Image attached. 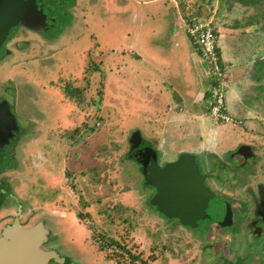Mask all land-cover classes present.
<instances>
[{
	"label": "rangeland",
	"instance_id": "374dc122",
	"mask_svg": "<svg viewBox=\"0 0 264 264\" xmlns=\"http://www.w3.org/2000/svg\"><path fill=\"white\" fill-rule=\"evenodd\" d=\"M125 1L60 0L59 22L42 33L19 29L0 57V95L15 121L0 181L4 197H16V205L0 206V223L8 209L22 211L21 226L42 221L51 239L45 248L66 264H135L128 252L149 264H264V234L254 238L247 228L249 193L264 177V30L252 34L256 54L251 85L240 98L244 112H226L218 134L207 119L182 121L165 112L152 80L163 65L175 81L185 73L181 54L193 45L177 12L184 22L211 21L219 8L237 27L242 15L264 18V0H174L177 8L169 0ZM67 86L80 89L79 99L65 94ZM135 132L160 165L201 142L226 163L240 144L253 147L258 159L236 183L235 173L217 168L227 181L214 186L221 196L215 195L214 217L188 227L147 203L154 189L128 156ZM222 197L234 211L228 224H221Z\"/></svg>",
	"mask_w": 264,
	"mask_h": 264
},
{
	"label": "water",
	"instance_id": "95a60500",
	"mask_svg": "<svg viewBox=\"0 0 264 264\" xmlns=\"http://www.w3.org/2000/svg\"><path fill=\"white\" fill-rule=\"evenodd\" d=\"M42 10L35 0H0L1 39L9 36L18 22L43 31L50 22ZM130 141L133 149L143 146L141 153L145 157L140 164L145 184L154 188L149 199L151 205L163 216L176 218L188 227H195L200 220L213 219L218 204L192 154L183 152L174 161L160 165L138 132L133 133ZM230 216L226 204L221 224H228ZM44 230L40 221L25 228L17 220L5 226L0 236V264H47L48 258L56 257V253L40 247Z\"/></svg>",
	"mask_w": 264,
	"mask_h": 264
},
{
	"label": "crops",
	"instance_id": "0c3cea01",
	"mask_svg": "<svg viewBox=\"0 0 264 264\" xmlns=\"http://www.w3.org/2000/svg\"><path fill=\"white\" fill-rule=\"evenodd\" d=\"M142 1L143 3H149L153 0ZM169 1L176 7L174 0ZM125 2H129V0ZM135 2L138 3V0H135ZM215 2L218 5V3H223V0H216ZM244 7H246V5ZM218 9L217 13L213 14L211 22L217 33V53L222 70L225 74V108L226 112L229 114L240 115L239 111H241L242 114L244 112L241 108L242 106L239 107L242 102L240 98L245 93L246 88L251 85L252 76L250 74V69L255 63L254 55L256 54V48H254L251 42L253 37L252 34L258 31L263 32L264 18L262 16H255L254 14H250L251 17H243L242 15L237 18V27H233L231 24L234 17L224 12L222 13V10L220 12ZM175 20L182 25L183 29L185 28L186 22H184V19L180 17L178 12L176 13ZM250 31H252V33H250ZM192 45V48L186 47L187 49H184L181 54V57L185 58L183 61L184 67H182L185 73H182L181 78L178 79L179 81L173 80L175 79L174 77L171 79L169 74L171 71L170 67H167L168 72H165L164 65L163 67H158L160 74H158L157 77L153 76L152 79L157 88V102H164L166 106L165 112H173L176 114V117L180 115L182 121L189 120L190 122L193 119H198L199 121L207 119L211 121L219 127L213 130L218 134L223 130L222 127H224V125L217 122L219 119H213L210 115L207 90L209 80L207 64L201 58L193 41ZM127 53L130 56L132 54L136 55L132 47L127 48ZM262 54L264 53L260 52L259 55ZM176 87L179 88L180 91L176 90ZM216 149L217 148H215V150ZM182 151L195 154L201 151H208V149L204 148L201 142V144L198 143L194 148L189 147Z\"/></svg>",
	"mask_w": 264,
	"mask_h": 264
},
{
	"label": "flooded vegetation",
	"instance_id": "af4514ba",
	"mask_svg": "<svg viewBox=\"0 0 264 264\" xmlns=\"http://www.w3.org/2000/svg\"><path fill=\"white\" fill-rule=\"evenodd\" d=\"M35 1L37 2L38 7H40L41 10L43 8L44 12L47 13V18L50 23L54 22L55 18L58 20V21L56 20V22H59L60 0H35ZM64 2L67 3V2H70V0H64ZM48 4H52L54 11L48 7ZM0 29H1V26H0ZM19 29H24V30L29 29L37 33L38 32L42 33L41 30L33 29L31 27L24 25L23 23L18 22L12 29V32L10 33L9 36H7L5 39H1V36H0V57L4 54L5 51L9 53L8 46L10 42H12L14 36L16 35ZM9 103L10 102H8L6 98L1 97L0 95V175L2 174L1 168L5 164L4 160L7 155V149L9 148L7 146L11 144V140L15 133L14 115H12L13 113L11 112L9 108L10 107ZM244 146H248V147H244ZM142 150H143V146H138V148L134 149V152L137 156V160L139 161V163H140L141 158L145 157V155L141 153ZM216 150H214L212 153L209 151H201V152H197L194 154L196 162L198 159V163L200 164V165L198 164L200 173L204 175V183L206 186L210 188V190L214 193V195H218L216 192V189L214 188V186H216V183L219 181H223V180L227 181L226 178L220 179L218 177L219 168H224V169L226 168L229 171H231L233 174L235 173L232 176V180L234 179L233 181L234 183H236V182L243 181L244 177L247 174L252 172L251 168L255 166L257 159H258L257 153L254 152V148L248 144H240V145H237L234 149L230 150L226 158L229 163L228 162L226 163L225 161H221V159H219L216 156ZM235 157H237V159H235ZM249 161L251 163H249ZM208 163L211 164L212 166L211 169H204L207 167ZM230 164H232V166ZM140 167H141V164H140ZM243 169H244L243 173L242 172L238 173L242 171ZM4 194H5V183H2L0 181V206H5L9 204L16 205V202H15L16 197L9 196V195H7V197H4ZM218 196L221 197L220 195ZM249 196H250V202L252 204V209H251V213H249L251 215L247 223L249 227L247 228H249L250 235L252 237L258 238L261 234H264V177L262 180H259L254 184V188L249 193ZM222 200L224 201L225 204L229 205V209L231 211L229 223H231L232 216L234 213L232 205L230 202H228L223 197H222ZM4 210H6V208H4ZM9 210L10 209H8V211L5 212L4 215H2L3 217H8V219L0 223V236L2 235V230L5 226L13 224L15 220L18 221L19 226H21V223L23 222V220L20 219L22 211L18 212V209H14L15 211H9ZM173 219H176V218H173ZM40 222L42 223V226L45 229L43 241L41 242L40 247L43 250H46V251L50 250L56 253V257L50 256L48 258L47 264H66L65 261H62V260L60 261V257L65 258V256L60 255V253H58L55 249L45 248V246H47L50 243L51 239L49 236L50 234H49L48 228L44 225L42 221ZM34 224L35 223L31 225H34ZM29 226H26V227H29ZM21 227L25 228L24 226H21Z\"/></svg>",
	"mask_w": 264,
	"mask_h": 264
},
{
	"label": "built area",
	"instance_id": "2783aa9c",
	"mask_svg": "<svg viewBox=\"0 0 264 264\" xmlns=\"http://www.w3.org/2000/svg\"><path fill=\"white\" fill-rule=\"evenodd\" d=\"M185 32L196 45L201 58L206 62L210 87L208 99L210 115L215 119H228L225 108V74L217 53V33L208 19H194L185 23Z\"/></svg>",
	"mask_w": 264,
	"mask_h": 264
},
{
	"label": "trees",
	"instance_id": "16d2710c",
	"mask_svg": "<svg viewBox=\"0 0 264 264\" xmlns=\"http://www.w3.org/2000/svg\"><path fill=\"white\" fill-rule=\"evenodd\" d=\"M192 20H194L193 18L192 19H188L187 20V22H191ZM65 94L68 96V97H70V98H76L77 97V99H79V95L81 96V94H80V89H78V88H74V89H72L71 87H66L65 88ZM143 139V138H142ZM143 142L145 143V144H147V145H149V143L148 142H146L144 139H143ZM150 146V145H149ZM181 153H183V152H181ZM181 153H179V154H181ZM128 156L129 157H131V158H133V160H135L136 161V163L137 164H139V166H140V163H139V161L137 160V156H136V154H135V152H134V149L131 147V149H129V153H128ZM141 168V167H140ZM141 172H142V170H141ZM143 183H145L144 182V180H143ZM147 185V184H146ZM148 187H152V186H149V185H147ZM153 188V187H152ZM154 189V188H153ZM147 201V200H146ZM147 203H149V201H147ZM150 204V203H149ZM153 206V205H152ZM155 209H156V207L155 206H153ZM157 210V209H156ZM158 211V210H157ZM159 212V211H158ZM160 213V212H159ZM161 214V213H160ZM162 215V214H161ZM79 217H80V215H78ZM171 219H173V218H171ZM209 220V219H208ZM89 229H91V227H88ZM94 236V234L92 235V237ZM94 239V238H93ZM108 244H110L111 246H115V245H117V247L118 248H120L119 250H121V249H124L125 250V248L124 247H122L120 244H118L117 243V241H115L114 239H111V242L110 243H108ZM98 248H101V244L98 246ZM128 252V251H127ZM115 253L118 255V259H117V262L118 263H121V260L120 259H122V257H123V255L120 253V252H118V251H115ZM128 255H129V257H130V259L135 263V264H149L148 263V261L146 260V259H142V258H140L138 255H133V254H130L129 252L127 253ZM136 260H138V262H136Z\"/></svg>",
	"mask_w": 264,
	"mask_h": 264
}]
</instances>
